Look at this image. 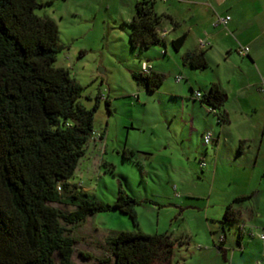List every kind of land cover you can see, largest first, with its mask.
I'll use <instances>...</instances> for the list:
<instances>
[{"label":"rangeland","instance_id":"374dc122","mask_svg":"<svg viewBox=\"0 0 264 264\" xmlns=\"http://www.w3.org/2000/svg\"><path fill=\"white\" fill-rule=\"evenodd\" d=\"M41 1L52 3L37 13L54 18L60 29L62 50L56 65L70 68L85 87L83 101L88 107L98 104L94 130L104 135L91 139L71 182L108 204L116 201L120 187L139 201L138 226L118 209L98 212L78 225L73 231L79 240L75 263L111 264L106 239L123 230H142L167 232L179 240L172 264H231L219 248L225 233L226 247L238 246V224L227 221L224 231L221 223L217 225L219 221L208 219L206 207L210 204L209 214H216L220 203L237 190L228 166L232 160L224 157L215 175L213 139L219 130L207 120L208 113H213L208 106L190 96L188 81L175 61H181V54L169 44L172 57L158 59L160 54L154 50L160 51L161 45L148 49L132 46L127 22L136 13L135 0ZM147 55L150 64H166L172 74L153 92L133 76V72H143ZM179 76L183 77L180 85ZM181 85L186 86L188 96L169 92ZM192 119L194 130L190 131ZM204 132L215 135L208 144ZM132 146L136 155L130 154ZM229 148V142H223L222 154ZM51 204L62 211L72 210L63 203ZM222 214L223 218L225 211ZM258 240L250 234L243 237L255 255L245 264H264V257L256 255ZM82 250L90 252L86 253L91 255L88 260H83Z\"/></svg>","mask_w":264,"mask_h":264},{"label":"trees","instance_id":"16d2710c","mask_svg":"<svg viewBox=\"0 0 264 264\" xmlns=\"http://www.w3.org/2000/svg\"><path fill=\"white\" fill-rule=\"evenodd\" d=\"M50 3L0 0V264H76L77 241L71 233L98 212L118 209L138 226L139 201L122 187L108 204L71 182L95 132L98 104L88 107L85 87L70 68L56 65L62 50L58 23L37 13ZM155 5L156 0L137 1L127 22L132 46L148 49L165 42L159 30L168 17ZM186 38L172 40L173 48L180 50ZM182 61L195 69L209 65L203 51H187ZM133 76L149 92L165 80V74L153 70ZM200 100L227 119L226 93L218 83ZM106 104L110 109L108 99ZM53 202L72 210L62 211ZM238 219L229 204L220 222ZM178 242L167 232L142 230H123L106 239L111 264H172Z\"/></svg>","mask_w":264,"mask_h":264},{"label":"crops","instance_id":"0c3cea01","mask_svg":"<svg viewBox=\"0 0 264 264\" xmlns=\"http://www.w3.org/2000/svg\"><path fill=\"white\" fill-rule=\"evenodd\" d=\"M135 1L137 3L138 0ZM155 7L159 14L168 17L163 19L160 28L167 31L165 42L158 44L162 46L160 51L154 50L160 54L158 59L164 56L171 58L169 44L172 46V40L186 34L184 46L176 50L181 54V61H175L180 75L188 81L190 96L201 102L196 92L208 93L213 83H218L226 93V120L201 102L208 106L209 112H213L208 116L214 114L207 116L209 124L219 130L217 138L213 139L216 142V154L212 156L216 166L214 173H218L223 158L228 157L232 160L228 166L233 182L237 184V190L232 192L229 200L220 203L216 214H209L210 204L206 207L208 219L219 221L217 225L221 223L223 227L224 223L220 222L222 213L226 212L229 204H233L238 213L239 219L234 222L240 230L238 246L226 247L228 237L225 236L221 241L224 245L221 244L219 250L226 260L231 259V264H245L246 259H255L251 248L243 242V237L253 231L256 235L251 236L259 238L260 249L256 255L261 259L264 257V238L257 234L264 235V0H156ZM226 15L231 16L227 26L215 24L219 16ZM240 45L249 47L248 55L238 53ZM192 50L205 52L209 63L206 69H195L183 63V54ZM147 56V62H151L150 55ZM152 66L153 71L165 74V79L167 74L172 75L166 64ZM182 82L183 79L177 81L179 85ZM169 92L180 97L188 96L185 85ZM193 125L192 119L190 131L194 130ZM227 141L230 144L229 155L228 152L224 155L221 147ZM131 149L135 150L133 146ZM73 231L71 235L75 237ZM214 231L216 228L212 233ZM86 253L90 252H80L83 260L91 257Z\"/></svg>","mask_w":264,"mask_h":264},{"label":"built area","instance_id":"2783aa9c","mask_svg":"<svg viewBox=\"0 0 264 264\" xmlns=\"http://www.w3.org/2000/svg\"><path fill=\"white\" fill-rule=\"evenodd\" d=\"M231 20V16L230 15H226V16H219L217 18V20L215 21V24L218 25V24H222L224 26H227V24L229 23V21ZM159 33L161 35V37H165L167 31L164 30V29H160L159 30ZM238 53L241 55V56H246L249 54V47L248 46H242L240 45L239 48H238ZM153 69V66L152 64H150L149 62H145L144 65H143V72L145 73H150ZM182 76H179L177 78V81H181L182 80ZM262 89L264 90V78H263V81H262ZM196 97L199 98V99H202L203 98V94L200 92V91H197L196 92ZM211 110H213L214 112H217V110L215 108H211ZM102 138V134L101 133H96L94 132L93 134V139L94 138ZM212 140V133L211 132H207L205 135H204V142L206 144L210 143ZM251 235L252 236H255L256 235V232H251ZM257 235H259V237L261 238H264V235L263 234H260L258 233ZM223 240V238H222Z\"/></svg>","mask_w":264,"mask_h":264}]
</instances>
